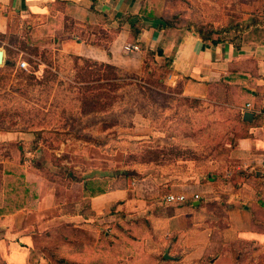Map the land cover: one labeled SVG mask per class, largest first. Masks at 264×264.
<instances>
[{"label": "crops", "instance_id": "obj_1", "mask_svg": "<svg viewBox=\"0 0 264 264\" xmlns=\"http://www.w3.org/2000/svg\"><path fill=\"white\" fill-rule=\"evenodd\" d=\"M169 8L170 0H0L2 37L28 35L40 48L130 71L140 67L145 50L160 49L171 60L167 84L181 83L182 96L223 106L235 117L192 137L168 120L164 131L156 130L136 112L129 141L153 148L154 140L167 153L164 164L146 162L141 176L130 180L115 174L108 190L93 197L84 196L83 182L71 184L89 199L90 210L78 200L65 206L66 234L58 248L40 247L56 226V196L48 180L26 170L32 197L24 207L6 212L3 189L0 194V264H231L229 245H264V26H246L237 38L212 43L196 30L151 19H167ZM130 16L141 18L136 37ZM134 45L139 49L129 48ZM19 133L0 132V141ZM170 193L187 198L169 201ZM90 211L94 215L86 217ZM222 211L219 229L216 213Z\"/></svg>", "mask_w": 264, "mask_h": 264}, {"label": "rangeland", "instance_id": "obj_2", "mask_svg": "<svg viewBox=\"0 0 264 264\" xmlns=\"http://www.w3.org/2000/svg\"><path fill=\"white\" fill-rule=\"evenodd\" d=\"M170 2L172 8L164 12V16L175 28L192 29L202 26L218 31L219 33L214 35L216 38L229 39L237 38L246 26L248 28L264 26V0H170ZM77 27L78 35L83 36L82 28ZM105 37L110 38L107 35ZM0 49L5 51L6 60L15 61L11 68L5 64L0 65V132L6 131V128L12 129L6 132H21L19 137L13 138L12 141H0V194L8 177L5 170L9 168L15 171L17 166H21L24 173L26 170L28 173H38L48 180L59 206L58 217L54 218L55 229L50 228L49 233L45 235L47 241H50H41L40 247H59L62 244L58 245V242L62 243L66 234L63 227L65 206L74 200L81 203L85 201L71 184L82 182L84 176H95L98 171H105L107 175L113 176L118 169L127 165L128 159H138L136 155H139V152L134 149L135 145L129 142V135L132 132L128 126L107 128L103 123H98L96 118L95 122L89 124L91 119L84 121L82 125L66 124L68 117L79 115L82 110L81 101L72 97L76 95V89L69 85V82H76L66 78L74 66V57L54 49L40 48L28 35L0 36ZM23 60L27 62L26 68L20 65ZM57 62L62 72L55 76L56 69L48 66V63L57 65ZM168 62L169 57L157 55L153 57L145 51L141 56L140 67L136 71L126 70L130 74L126 79L134 81L135 85H126V91L132 95L133 102L126 100L124 105L128 103L139 107L142 112L154 119L153 126L157 128L156 130L164 131V124H168L166 120L175 124L177 118L181 120L179 122L185 121V127L189 129L192 125L190 117H195L204 106H198L191 101L194 99L191 97L190 101L181 99L183 98L181 87L167 84L170 71ZM31 74L36 75V78H31ZM15 113H33L34 116L38 115V118L34 119L38 122L44 115L52 116L53 125L62 130L59 132L42 130L39 136L35 135L32 128L46 127L45 123L28 128L24 120L15 122L18 120L12 116ZM62 113L66 115L65 118H60ZM166 113L169 115L167 118ZM114 114L120 116L121 109L116 107L112 112L103 114V117L109 119ZM194 120L197 122V117ZM64 125L68 127L65 129ZM24 127L28 130L22 131ZM150 145L157 144L153 140ZM223 213V211L216 213L219 220V224L216 225L219 229H223L224 226ZM43 218L47 219L46 216ZM216 234V240L219 241L220 233ZM217 247L219 250L218 245ZM229 247V252L233 253L229 259L231 264H264V245L238 240Z\"/></svg>", "mask_w": 264, "mask_h": 264}, {"label": "trees", "instance_id": "obj_3", "mask_svg": "<svg viewBox=\"0 0 264 264\" xmlns=\"http://www.w3.org/2000/svg\"><path fill=\"white\" fill-rule=\"evenodd\" d=\"M152 20H158L160 25L161 21L164 23L165 27H172L173 23L166 20L160 19L158 17L151 18ZM128 21L131 24L132 32H134V36L136 37L137 32L140 31L141 28V18L138 16H130L128 17ZM159 25V24H158ZM190 29V27H187ZM193 30H196L201 38L205 41H210L212 43H218L221 39L214 37L215 34L219 33L214 29H208L205 27H194ZM153 57L155 55L164 56L162 50L152 51L151 49L145 50ZM74 57V66L68 73L66 78L72 79L76 83L69 82V85L72 89H76V95L72 96L75 99H79L81 101V112L79 115H71L68 117L67 125H79L83 124L84 121L91 119L89 123L95 122L94 118H96L98 123H103L104 127L112 128L114 126H128L131 127L133 125V117L136 112L142 113L144 116L151 118L146 113L142 112V110L134 105L128 104L125 106L124 104L132 101V95L126 91V85H135L134 81H129L126 79L127 75H130L125 69L119 68L116 65L100 62L91 58H86L79 55H73ZM10 62L6 63L5 66L11 68L15 65V61L13 59H9ZM171 60H169L170 65ZM48 66L54 67L56 69L55 76H57L58 72H62L57 62V65L54 63H48ZM31 78H36V75L31 74ZM78 83V85H77ZM181 87V83L178 85ZM179 88V87H178ZM182 92V87H181ZM128 93V94H127ZM128 97V99H127ZM181 99H186L185 101H190V97L182 96ZM191 99V98H190ZM135 100V99H134ZM197 103L198 106L202 107V111H200L195 117L191 116L190 121L191 126L189 129L185 127V121L179 122V118L176 119L175 125L183 126L182 130L186 136L197 137L198 135L203 136L206 135L207 131L211 127L219 128L220 125H224L228 123V120L234 119V116L228 115V111L225 107L220 105H215L208 103L202 99L194 98L191 100ZM122 104V106H121ZM120 108L121 115L117 116L114 114L109 119H104L105 113L108 111L112 112V110ZM33 113L27 114H19L15 113L12 116L20 121H15L16 123L24 120V124H27L28 128H32L35 124H44L46 127H41L34 129V134L39 136V132L42 130L59 132L62 129H59L58 126L53 125L54 118L52 116L44 115L38 121H34L35 118H38V115H32ZM169 116V115H165ZM66 115L62 113L60 118H65ZM122 117V119H121ZM197 117V122L194 118ZM167 118V117H166ZM152 125H154V119H152ZM183 120V119H182ZM61 123V119L59 121ZM96 122V123H97ZM171 126L173 125L171 121L169 122ZM242 123L246 124V122L242 121ZM27 127L22 128V131L28 130ZM68 126L64 125L66 129ZM155 129H157L154 126ZM167 126L164 124V129ZM31 130V129H30ZM6 131H12V129L6 128ZM212 132V131H211ZM213 133V132H212ZM38 139V138H37ZM66 139V138H65ZM130 142V141H129ZM132 143V142H130ZM134 144V143H133ZM131 149V148H130ZM139 155H136L137 158L134 160L131 158L127 160L126 164L123 168L118 169V175H123L127 180L132 178L140 177V170L142 166L145 165L146 162H149L150 165L160 166L164 164V156L167 154L164 150V147L155 146L153 148H134ZM181 150L172 149L171 152L175 154H181ZM133 158L134 156L131 155ZM129 161L131 163H129ZM7 174V178L4 180V186L2 187L5 192V211L6 212H15L16 210L24 207L28 203L32 194H30L29 190L26 187V183L24 182V170H21V166H17L16 170H5ZM114 178L112 175H105L100 177H84L82 178L83 186H84V196L93 197L99 194L105 193L108 188L110 181ZM83 203L85 204V209L88 208L90 210L89 199H84ZM86 214V213H85ZM94 215L93 211H90L86 217ZM91 245V244H90ZM93 248V246L91 245ZM58 248V247H57ZM239 256V255H238ZM58 262H65V260H58Z\"/></svg>", "mask_w": 264, "mask_h": 264}, {"label": "built area", "instance_id": "obj_4", "mask_svg": "<svg viewBox=\"0 0 264 264\" xmlns=\"http://www.w3.org/2000/svg\"><path fill=\"white\" fill-rule=\"evenodd\" d=\"M133 47L134 49H139L138 45L130 46L129 48ZM20 65L24 68L27 67V62L26 61H21ZM259 168L261 171L264 172V154L261 157V160L259 162ZM187 196L185 194H175V193H170L167 195V199L169 201H176V202H183L185 201ZM194 198H199V194H194Z\"/></svg>", "mask_w": 264, "mask_h": 264}, {"label": "water", "instance_id": "obj_5", "mask_svg": "<svg viewBox=\"0 0 264 264\" xmlns=\"http://www.w3.org/2000/svg\"><path fill=\"white\" fill-rule=\"evenodd\" d=\"M8 62L10 61L5 59V51L3 49H0V65L6 64ZM244 118L245 119L251 118V113L246 112ZM165 257H168V254H166Z\"/></svg>", "mask_w": 264, "mask_h": 264}]
</instances>
